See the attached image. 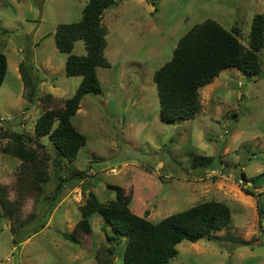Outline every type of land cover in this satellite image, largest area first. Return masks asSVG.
I'll return each mask as SVG.
<instances>
[{"label":"rangeland","instance_id":"obj_1","mask_svg":"<svg viewBox=\"0 0 264 264\" xmlns=\"http://www.w3.org/2000/svg\"><path fill=\"white\" fill-rule=\"evenodd\" d=\"M88 1L0 0V51L7 60L0 87V186L6 203L2 208L0 200V264H107L109 257L123 264L126 240L117 237L108 253L104 235L113 233L99 215L91 217L89 232L74 230L88 194L104 203L115 198L111 187L121 188L131 212L152 223L205 201L230 209L226 229L210 241L181 242L169 264H264V48L258 76L222 71L200 89L201 111L188 121H160L153 82L178 40L206 20L226 31L237 28L248 48L252 19L264 15V0H115L101 21L110 64L97 69L101 93L86 95L71 119L86 144L74 162L62 160L58 172L85 177L68 183L50 210L57 156L47 138L35 136L34 124L45 110L62 109L81 81L65 76L67 56L56 49L54 34L59 24L78 22ZM72 55H85L82 41L74 43ZM20 63L32 68L31 103ZM47 95L52 102L44 106ZM13 133L45 159L49 181L41 195L20 197V161L3 151ZM196 156L215 157L214 164L193 167ZM62 234L73 235L77 244Z\"/></svg>","mask_w":264,"mask_h":264},{"label":"trees","instance_id":"obj_2","mask_svg":"<svg viewBox=\"0 0 264 264\" xmlns=\"http://www.w3.org/2000/svg\"><path fill=\"white\" fill-rule=\"evenodd\" d=\"M150 4L156 13L154 1H150ZM114 5L115 0H89L78 22L59 24L55 30V47L67 56L65 76L80 77L81 81L73 96L63 102L62 109L45 110L34 124L35 136L47 138L57 156L54 168L58 182L49 198L50 210L68 183L85 177V172H71L67 178L60 176L58 172L61 170L62 160L74 162L80 148L86 144V138L73 127L71 119L86 95L101 93L97 69L110 67L104 56L107 30L101 21L104 11ZM239 34L237 28L226 31L216 22L206 20L193 26L178 40L171 60L153 75L161 122L173 124L193 119L201 111L200 89L211 84L224 70L235 68L247 78L258 76L262 72L259 54L264 48V15L257 14L252 19L248 48L239 42ZM77 41L83 42L84 56L72 55L74 43ZM25 66V63H20L18 69L22 84L28 89L27 101L31 103L36 86L31 74L32 68L26 69ZM6 73L7 60L0 51V87ZM41 102L44 106L51 104L52 96H45ZM8 136L10 141L3 151L20 161L17 174L20 197L23 193L41 195L42 186L49 181L45 159L40 158L32 148L26 147V139L22 134L13 133ZM214 161L215 157L212 156H196L192 159V166L208 167ZM111 189L115 192V198L104 203L93 193L88 194L85 203L79 207L81 218L74 230L89 232L91 217L99 215L113 233V236L104 235L108 253L112 252V245H117V237L126 240L123 264H169L177 255L176 246L181 242L210 241L213 234L226 229L231 222V211L225 204L205 201L152 223L131 212L121 188ZM0 200L2 208L6 207L1 186ZM257 208L263 217V210L259 206ZM62 237L77 244L73 235L62 234ZM241 244L248 245L245 242ZM106 261L107 264H114L110 257Z\"/></svg>","mask_w":264,"mask_h":264},{"label":"crops","instance_id":"obj_3","mask_svg":"<svg viewBox=\"0 0 264 264\" xmlns=\"http://www.w3.org/2000/svg\"><path fill=\"white\" fill-rule=\"evenodd\" d=\"M147 55H152V56H154L155 55V51H153L152 52V54H151V52L150 51H147V53H146ZM144 62H146L145 64H147V63H149V62H152L151 60L150 61H148V59H145L144 60Z\"/></svg>","mask_w":264,"mask_h":264},{"label":"built area","instance_id":"obj_4","mask_svg":"<svg viewBox=\"0 0 264 264\" xmlns=\"http://www.w3.org/2000/svg\"><path fill=\"white\" fill-rule=\"evenodd\" d=\"M111 173H114V171L112 170ZM216 173H217L216 170H213V171L211 172V174H216ZM239 183L242 185V184H243V181L240 180Z\"/></svg>","mask_w":264,"mask_h":264}]
</instances>
